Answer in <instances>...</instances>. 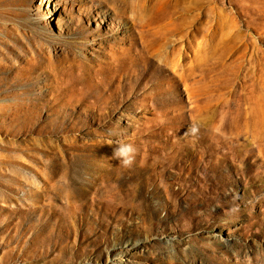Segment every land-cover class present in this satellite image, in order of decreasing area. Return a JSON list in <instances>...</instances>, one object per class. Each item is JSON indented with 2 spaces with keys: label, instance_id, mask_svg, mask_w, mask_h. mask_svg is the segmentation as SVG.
I'll return each mask as SVG.
<instances>
[{
  "label": "rangeland",
  "instance_id": "1",
  "mask_svg": "<svg viewBox=\"0 0 264 264\" xmlns=\"http://www.w3.org/2000/svg\"><path fill=\"white\" fill-rule=\"evenodd\" d=\"M0 264H264V0H0Z\"/></svg>",
  "mask_w": 264,
  "mask_h": 264
},
{
  "label": "clouds",
  "instance_id": "2",
  "mask_svg": "<svg viewBox=\"0 0 264 264\" xmlns=\"http://www.w3.org/2000/svg\"><path fill=\"white\" fill-rule=\"evenodd\" d=\"M137 149L132 143L120 142L114 149L113 157L125 168H131L136 161Z\"/></svg>",
  "mask_w": 264,
  "mask_h": 264
},
{
  "label": "bare ground",
  "instance_id": "3",
  "mask_svg": "<svg viewBox=\"0 0 264 264\" xmlns=\"http://www.w3.org/2000/svg\"><path fill=\"white\" fill-rule=\"evenodd\" d=\"M122 260H123L122 256H121V255H117V257H116V262H117V263H121Z\"/></svg>",
  "mask_w": 264,
  "mask_h": 264
}]
</instances>
